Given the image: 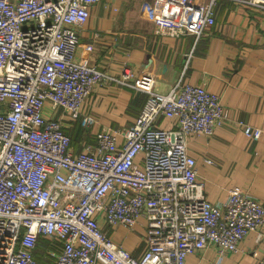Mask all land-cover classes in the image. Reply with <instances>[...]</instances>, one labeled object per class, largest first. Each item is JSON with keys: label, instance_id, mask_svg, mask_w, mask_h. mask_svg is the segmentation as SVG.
Returning a JSON list of instances; mask_svg holds the SVG:
<instances>
[{"label": "built area", "instance_id": "2783aa9c", "mask_svg": "<svg viewBox=\"0 0 264 264\" xmlns=\"http://www.w3.org/2000/svg\"><path fill=\"white\" fill-rule=\"evenodd\" d=\"M98 1L0 0V264H38L40 239L52 264H187L207 247L235 253L251 233L264 253V204L233 187L212 201L189 151L192 137L229 119L219 95L181 81L160 93L127 64L115 75L75 60L78 29ZM154 1L158 35L198 38L214 24L217 0ZM233 1L264 10V0ZM111 83L148 95L140 113L128 127L102 125L74 153L65 116L93 125L82 105ZM163 118L173 126H159ZM235 125L249 139L264 133ZM140 219V257L101 225L132 229Z\"/></svg>", "mask_w": 264, "mask_h": 264}, {"label": "crops", "instance_id": "0c3cea01", "mask_svg": "<svg viewBox=\"0 0 264 264\" xmlns=\"http://www.w3.org/2000/svg\"><path fill=\"white\" fill-rule=\"evenodd\" d=\"M156 13L154 0H99L78 29L75 60L115 75L127 64L136 76L151 75L153 89L160 93H167L178 81L216 92L229 111V119L210 136L200 134L189 140L198 178L214 202L224 201L227 189L233 187L248 191L264 204V133L256 140L249 139L235 125L242 120L264 127V10L245 2L217 0L214 24L198 38L193 34L180 37L156 34ZM147 96L126 85H96L81 108L82 113L94 116L96 122L84 126L79 118L65 116L64 132L71 143L80 142L83 146L91 139L92 144L102 125L112 129L128 127ZM158 125L169 128L173 120L163 118ZM72 149L74 153L80 150L73 144ZM101 225L109 237L135 257L142 255L143 219L132 229L104 221ZM44 244L43 261L50 264L52 260L46 258L50 245L47 241ZM186 261L258 264L264 261V253L251 233L241 240L235 253L219 257L213 247H207L187 256Z\"/></svg>", "mask_w": 264, "mask_h": 264}, {"label": "trees", "instance_id": "16d2710c", "mask_svg": "<svg viewBox=\"0 0 264 264\" xmlns=\"http://www.w3.org/2000/svg\"><path fill=\"white\" fill-rule=\"evenodd\" d=\"M44 242H46V240L40 239L38 241L37 248L35 249V252H34L35 257L39 261V264H45L43 261V255H42V251H43V248L45 246Z\"/></svg>", "mask_w": 264, "mask_h": 264}, {"label": "rangeland", "instance_id": "374dc122", "mask_svg": "<svg viewBox=\"0 0 264 264\" xmlns=\"http://www.w3.org/2000/svg\"><path fill=\"white\" fill-rule=\"evenodd\" d=\"M86 142L87 143H89V142H91V139H89L88 141L86 140ZM73 144V146H75V148H77V149H80L81 148V144H80V142H78V143H71V145Z\"/></svg>", "mask_w": 264, "mask_h": 264}]
</instances>
